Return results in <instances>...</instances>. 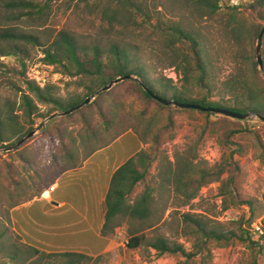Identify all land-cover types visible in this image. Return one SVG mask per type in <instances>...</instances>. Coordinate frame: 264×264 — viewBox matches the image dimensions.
Wrapping results in <instances>:
<instances>
[{
  "label": "rangeland",
  "instance_id": "rangeland-1",
  "mask_svg": "<svg viewBox=\"0 0 264 264\" xmlns=\"http://www.w3.org/2000/svg\"><path fill=\"white\" fill-rule=\"evenodd\" d=\"M120 1L52 0L50 6L44 10L43 18H37L32 14L14 16V13H26L28 10L11 12V8L7 6L11 0H0V32L9 27L19 33L38 38L41 43L38 45L24 41L0 40V48L10 50L15 45L25 53L28 66L31 63H44L42 60L44 46L41 45L46 44L59 31L65 30L83 47L98 46L110 49L114 44L127 46L130 54L136 56L147 68L152 79L161 78L162 75L173 77L174 84L178 88H183L182 73L175 67L162 66L169 59L165 52L168 49L161 29L170 24L179 25L185 31L195 34L203 45V56L211 63L209 72L214 87H217L210 99L220 100L218 89H223L224 82L238 66L243 65L249 70L252 69L253 59L246 60L241 56L244 52L252 55L254 50L252 39L249 37L240 42L231 36L226 28L225 17L228 13L227 7L233 4L241 7L239 17H247L250 23L260 21L259 13H251V4L255 0H222L221 10L214 15L204 14L196 6V0H128L131 5L125 7ZM115 10L118 14H111ZM21 71L22 67L16 54L0 57V100H8L16 105L15 113L18 114L16 122L26 130L31 124L21 109L23 102V92L20 91V87H23ZM260 71L264 78L263 71L261 69ZM49 73L51 76L47 84L52 85L50 91L59 98L67 100L73 94L82 96L86 94V89L78 85L81 77L72 78L61 71L54 72L53 69H50ZM55 73L58 74L54 79ZM85 81L88 82L87 79ZM110 90V94L99 101L110 118L109 122L99 115L95 106L85 108L82 113L73 112L72 116L63 115L49 119L52 114L62 111L54 112L55 106L51 103L40 104L39 113L33 117L36 128L31 130L36 133L15 148L17 149L15 152V149L6 150L18 142L14 143L18 136H10L7 143L9 146L0 148V181L12 192H18L17 188L24 187L20 196L14 194L13 200L42 198L43 192L55 185L62 173L77 168L84 158L91 155V151L96 152L113 144V148L107 150V154L119 152L122 157L126 156L132 152L136 144L129 137L117 140V136L125 131V133L131 131L140 138V132L144 133L148 127L149 143H144L146 147L143 149H148L152 144L158 149V159L153 163L148 179L154 181L155 197L160 207L167 206L161 232L170 240L180 241L189 247V238L181 232L180 218L184 212L198 213L222 222L239 219L243 215L248 219L251 214L248 203L234 205L224 210L225 199H228L231 205L233 200L229 194H221L222 181L204 185L188 203L184 201V192L161 182L163 174L171 164L178 165L186 159L195 164L205 163L207 166H218L223 162L229 165L237 163L231 184L233 192L242 199L252 201L258 208L257 214H264V121L253 116L238 122L239 119L225 120L218 116L208 117L200 113L160 108L153 102H145L134 92V86L125 81L115 84ZM204 95L207 94L199 88L186 94L190 98H202ZM46 114H49L46 118L41 116ZM44 121L43 128L38 130ZM244 125L250 131L237 133L231 136L230 140L225 139L228 129H238ZM157 133H161L159 144L155 143ZM9 134L10 130L6 129L4 136L8 138ZM66 150H69V153L64 155ZM69 154L73 156L71 160ZM231 175V172H227L222 179L226 180ZM60 186L54 193L55 200L60 196L57 200L74 198L76 201L77 196L74 195L73 188L66 189ZM3 199L6 197L0 189V201ZM46 202L40 199L30 205L24 203L25 205L15 212V218L13 213L16 207L11 209L10 228L22 242L42 251L64 252L58 247L60 241L56 240L62 237L42 227V223L47 222L45 215L48 216L45 207L49 204ZM7 206L4 201L0 205L1 209ZM49 206L52 208V204ZM0 219L9 222L5 214L0 213ZM51 238H54V241ZM113 239H117L123 245L115 251L101 254L98 260L88 264L178 263L176 257L168 254L159 256L154 249H128L125 229ZM211 249L212 258L205 262L206 264H248L251 260L246 243L235 242L228 246L212 243ZM258 261L259 264H264V255L259 256Z\"/></svg>",
  "mask_w": 264,
  "mask_h": 264
},
{
  "label": "trees",
  "instance_id": "trees-1",
  "mask_svg": "<svg viewBox=\"0 0 264 264\" xmlns=\"http://www.w3.org/2000/svg\"><path fill=\"white\" fill-rule=\"evenodd\" d=\"M51 1L11 0L7 6L11 8V12L28 10L26 13H14V16L32 14L37 18H43L45 15L44 10L50 6ZM221 1L196 0L195 3L204 14L214 15L221 10ZM120 4L123 7L131 5L128 0H121ZM251 6V13H259L258 18L260 21L250 23L247 17H239L238 14L241 13V7L238 5L230 4L227 7L228 13L225 19L228 32L240 42L250 37L254 44V50L252 55L246 52L241 54L246 60L253 59L252 69L250 68L251 70H249L243 65L238 66L224 82L223 89H218L220 94L219 101L210 99L217 87H214L213 78L209 72L211 63L203 56V45L195 34L185 31L179 25L166 24L165 28L161 29L168 49L165 52L168 55L167 59H169L162 66L175 67L182 73L183 88H178L174 84V79L163 75L161 78L152 79L147 68L139 62L136 56L133 57L130 54L127 46L114 44L110 49L98 46L87 48L80 45L72 34L62 30L46 44L41 45L44 46L42 50L44 57L42 60L54 72L61 71L72 78L81 77L78 85L83 86L87 91L83 96L73 94L65 100L50 91V88H52L51 84L40 87L35 81L29 79V66L25 58L26 55L22 50L17 49L15 45L10 50L0 48V57L16 54L17 58H19L22 67L21 82L23 84V87H20V91L23 92L21 109L24 111L27 121L31 124V127L25 130L24 126L16 122L18 119V114L15 113L16 105L11 104L8 100H0V148L9 146L7 143L11 135L18 136L14 142L16 143L36 128L33 117L39 113L40 104H54V112L67 111L83 103L90 95L114 79L127 74H132L139 78L152 91L164 98L178 99L202 106L223 107L242 113L254 111L264 115V78L261 75L255 53L256 42L264 28V0H255ZM111 14L116 15L118 11L115 10ZM0 40L41 44L38 38L19 33L9 27L4 28L0 32ZM262 52L264 61V37ZM85 79L88 80L87 83ZM125 82L134 86V92L145 102H153L160 108H173L204 114L208 117L218 116L225 120L236 121L235 118L214 112L164 105L144 90L138 80L128 79ZM196 88L203 89L207 95H204L202 98H190L186 96V94ZM110 92L111 90L101 93L91 104L85 105L75 112L82 113L85 108L95 106L99 115L109 122L110 118L107 117L99 101L105 95L110 94ZM229 96L231 100L228 101ZM41 116L46 118L49 114ZM112 118H114V111ZM238 122H241V120ZM149 127L152 128L151 125ZM6 129L10 130L8 138L4 136ZM246 131H250V129L245 127V125L238 129H228L225 139L230 140L231 136ZM122 134L118 135L117 138ZM149 134L150 130L147 127L144 133L140 132V140L148 144ZM160 136L161 133H157L155 143L159 144ZM84 142L86 141L84 140ZM93 152L91 151L90 154ZM67 153H69V150L64 151V155ZM72 158L73 156L69 154V159L71 160ZM157 159L158 149L152 144L148 149H142L132 156L115 171L103 204L105 222L101 234L104 237L115 238L125 229L128 236L126 243L128 249H154L159 256L168 254L176 257L178 259L177 264H206L205 262L212 258V243L228 246L235 242H241L248 244L249 247L251 260L248 264H259L258 257L264 255V233L255 234L252 230V225L261 219L264 229V214H257V207L252 201L242 199L233 192L231 184L233 182V173H235L238 164L229 165L227 162H223L218 166H207L205 163L195 164L190 159H186L178 165L171 164L163 174L161 182L184 192V201L187 203L198 194L200 188L204 185L222 181L221 194H229L233 200L231 205L228 203V199H225L224 210L234 205L241 206L245 203L250 205L251 214L248 219L246 215H243L239 219L225 222L189 211L182 213L180 218L181 232L189 238V247H187L180 241L173 242L161 232L167 206L164 208L160 207L155 197L156 189L154 181L148 179L153 163ZM227 172H231L232 175L230 178L223 180L222 177ZM0 189L8 200L3 199L0 201V205L3 201L8 205L5 209H1L0 207V213L5 214L9 221L7 223L0 219V264H88L89 262L98 260L102 256L94 257L75 251L48 253L22 242L21 238L15 235L10 228V210L32 200V198H16L13 200L14 194L21 195L24 190L23 186L17 188L18 192H12L8 186L0 181Z\"/></svg>",
  "mask_w": 264,
  "mask_h": 264
},
{
  "label": "crops",
  "instance_id": "crops-1",
  "mask_svg": "<svg viewBox=\"0 0 264 264\" xmlns=\"http://www.w3.org/2000/svg\"><path fill=\"white\" fill-rule=\"evenodd\" d=\"M127 137L133 140L136 147L126 156L122 157L119 152L107 154V150L112 149L113 144L101 148L84 158L77 168L65 171L55 184L57 188L54 191L46 190L42 198L36 197L31 202L25 203L30 205L34 201L43 199L47 201V204H52L53 209L49 205L45 207L48 216L45 215L47 222L42 223V227L62 237L56 240L60 241V246H57L63 251L83 252L98 256L115 251L123 245L117 239L104 237L101 230L105 222L103 204L113 174L132 156L146 147L131 131L121 135L117 140ZM60 185L66 189L73 188L74 195L77 196L76 201L74 198L57 200L60 196H57L55 200L54 193L61 187ZM47 192L48 195H45ZM25 204L14 209L13 218H15V212ZM14 222L16 224L15 219ZM51 240L54 241V238Z\"/></svg>",
  "mask_w": 264,
  "mask_h": 264
},
{
  "label": "water",
  "instance_id": "water-1",
  "mask_svg": "<svg viewBox=\"0 0 264 264\" xmlns=\"http://www.w3.org/2000/svg\"><path fill=\"white\" fill-rule=\"evenodd\" d=\"M263 37H264V28L262 29V31H261V33H260V35L258 37L257 47H256L257 61L259 63V67L263 71V75H264V61H263V57H262ZM128 79H136V80H138L140 82V84L142 85V87L144 88V90H146L154 99L158 100L160 103H162L164 105H174V106H178V107H181V108L199 109L201 111L214 112V113H217V114L225 115V116H228V117H231V118H235V119H239V120H248L251 117L256 116L260 120L264 121V115L259 114V113L254 112V111H249L247 113H242V112L230 110V109L223 108V107L202 106V105L197 104V103L183 102V101H180L178 99L164 98V97L156 94L142 80H140L139 78L133 76L132 74H127V75H124L122 77H118V78L114 79L109 84L105 85L100 90L96 91L94 94H92L90 97H88L83 103H81V104H79V105H77V106H75V107H73V108H71V109H69L67 111L56 112V113L52 114L49 117V119L50 118L59 117V116H63V115H69V114L81 109L85 105H88V104L92 103L93 100L100 93H102L104 91H109L115 84H118V83H120L122 81H125V80H128ZM45 121L40 125L38 130H41L43 128V126L45 124ZM35 133H36V131H31L26 137L20 139L17 144H15L13 146H9L8 148H6V150L7 151H11V150L17 148L18 146L23 144L28 138L32 137Z\"/></svg>",
  "mask_w": 264,
  "mask_h": 264
},
{
  "label": "built area",
  "instance_id": "built-area-1",
  "mask_svg": "<svg viewBox=\"0 0 264 264\" xmlns=\"http://www.w3.org/2000/svg\"><path fill=\"white\" fill-rule=\"evenodd\" d=\"M40 66L45 68V70H42ZM50 69L51 68H49V66L46 63H41V62L31 63L29 65V68H28V77L32 81H35L40 87H44L49 82V78L51 76L49 73ZM57 74L58 73L53 74L54 79L57 78ZM171 78H173V77H171ZM56 188H57V185H53V186H51V188L48 191H54ZM252 230L255 234H263L264 233V229H263V225L261 223V219H259L258 221L253 223Z\"/></svg>",
  "mask_w": 264,
  "mask_h": 264
},
{
  "label": "bare ground",
  "instance_id": "bare-ground-1",
  "mask_svg": "<svg viewBox=\"0 0 264 264\" xmlns=\"http://www.w3.org/2000/svg\"><path fill=\"white\" fill-rule=\"evenodd\" d=\"M49 192V191H48ZM48 192L45 195H48Z\"/></svg>",
  "mask_w": 264,
  "mask_h": 264
}]
</instances>
